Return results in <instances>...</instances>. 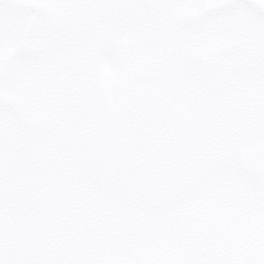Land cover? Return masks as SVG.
<instances>
[{
    "label": "snow or ice",
    "instance_id": "snow-or-ice-1",
    "mask_svg": "<svg viewBox=\"0 0 264 264\" xmlns=\"http://www.w3.org/2000/svg\"><path fill=\"white\" fill-rule=\"evenodd\" d=\"M0 264H264V0H0Z\"/></svg>",
    "mask_w": 264,
    "mask_h": 264
}]
</instances>
